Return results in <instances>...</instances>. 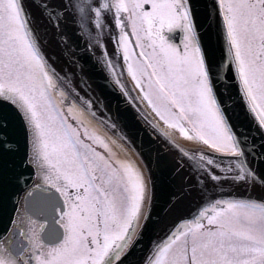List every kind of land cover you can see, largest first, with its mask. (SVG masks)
Masks as SVG:
<instances>
[{
    "label": "snow or ice",
    "instance_id": "snow-or-ice-1",
    "mask_svg": "<svg viewBox=\"0 0 264 264\" xmlns=\"http://www.w3.org/2000/svg\"><path fill=\"white\" fill-rule=\"evenodd\" d=\"M206 8L218 60L202 42L195 0H0V203L9 189L18 202L35 173L25 198L45 188L54 224L45 244L29 222L25 259L0 242V264H125L149 226L156 239L142 264H264V191H252L264 190V0ZM98 72L118 86L131 120L144 121L139 144L133 124L97 102ZM225 80L246 127L217 88ZM145 102L203 146L170 142ZM81 105L119 130L142 164L90 132ZM208 183L229 187L187 210Z\"/></svg>",
    "mask_w": 264,
    "mask_h": 264
},
{
    "label": "water",
    "instance_id": "water-1",
    "mask_svg": "<svg viewBox=\"0 0 264 264\" xmlns=\"http://www.w3.org/2000/svg\"><path fill=\"white\" fill-rule=\"evenodd\" d=\"M27 2V0H26ZM196 8H197V20L201 25L200 32L202 34V42L208 51L214 56L215 59H219V51L220 44L217 38L215 28L209 27V21L206 17V6L210 7L211 0H195ZM43 39V37H42ZM49 54H52L56 49L51 45H45ZM92 87L96 93L97 102L101 105L107 104L108 110L111 112L113 117L120 116L121 119L128 120L133 124L134 129V140L137 144L140 143V138L144 134V129L141 125L144 124V121L141 120L139 125H136L131 120V109L125 107L122 103V97L119 95V88L115 85L114 81L109 76H105L103 72H98L92 81ZM217 88L223 96L224 103L229 108L230 114L233 116V119L238 125L247 126L248 119L243 114L242 109L239 106L237 96L235 94V89L232 87L231 80H225L218 82ZM161 132V131H160ZM162 135L164 133L161 132ZM153 138L156 137V133H153ZM146 138V136H145ZM166 138L180 147L177 143L171 140L169 137ZM130 145V144H129ZM131 146V145H130ZM134 151L137 153V148L131 146ZM28 173H25V176H28ZM34 178V173L32 174V178H30L27 182V187L32 183ZM229 187L228 183H208L203 192H193L188 201V209L190 211H195V209L199 206L201 202V197L204 199H214L216 198L222 191ZM26 187L21 185V190L19 191V200L22 192ZM234 191H243L244 186L240 185L239 188L233 187ZM254 195H259L262 193V190L259 186H256L252 189ZM10 195L7 196L2 203H0V238L9 230L13 217L15 215L16 209L18 207V203L16 200L17 193L9 189ZM160 203V188H159V179L157 181V205ZM156 239V233L153 231V228L149 226L145 230L144 237L138 241V243L132 249L131 254L125 260V264H142V261L146 258L149 248L150 242Z\"/></svg>",
    "mask_w": 264,
    "mask_h": 264
},
{
    "label": "rangeland",
    "instance_id": "rangeland-1",
    "mask_svg": "<svg viewBox=\"0 0 264 264\" xmlns=\"http://www.w3.org/2000/svg\"><path fill=\"white\" fill-rule=\"evenodd\" d=\"M84 119V118H83ZM85 126L89 127V131L91 132V121H86L85 122ZM101 126V125H100ZM99 128V127H98ZM95 131H98L100 134H102L103 136L109 138L112 141H115V143L113 144V150L116 151L121 157L123 158H127L132 160L134 163H138L140 164V162L138 161V159L136 157L133 156V154L131 153V150L128 149L125 145H123L121 142L120 144L118 143V141H116L115 136L111 135L106 129H104L103 127L99 128V130L97 128L94 127ZM167 133L169 132L171 135L175 136V137H179L181 138L183 141L185 142H189V143H194L197 144L199 146H203L202 142H197L195 140H193L190 136H185L184 134H182L178 128L174 127V126H169L167 130H165ZM177 141H179L177 138H175ZM20 211H22V207L20 208ZM16 223V222H15ZM15 226V225H14ZM8 238V239H7ZM6 240H8V245H9V237H7ZM6 243V241H5Z\"/></svg>",
    "mask_w": 264,
    "mask_h": 264
},
{
    "label": "bare ground",
    "instance_id": "bare-ground-1",
    "mask_svg": "<svg viewBox=\"0 0 264 264\" xmlns=\"http://www.w3.org/2000/svg\"><path fill=\"white\" fill-rule=\"evenodd\" d=\"M102 120H103V122L105 123V125H106L107 127H109V128L112 130V128L108 125V123L106 122V120H104V119H102ZM114 132L118 133V131H114ZM118 135L120 136L119 133H118Z\"/></svg>",
    "mask_w": 264,
    "mask_h": 264
}]
</instances>
